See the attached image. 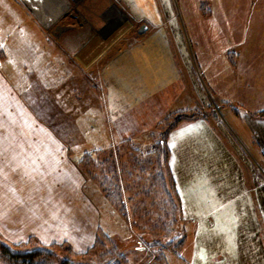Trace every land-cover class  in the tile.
<instances>
[{"label": "rangeland", "instance_id": "1", "mask_svg": "<svg viewBox=\"0 0 264 264\" xmlns=\"http://www.w3.org/2000/svg\"><path fill=\"white\" fill-rule=\"evenodd\" d=\"M13 1L16 3H0V40L7 33L5 29L11 36L22 26L26 30L30 27V40L35 45L29 52H44V63L41 69H23L25 54L20 53L16 56L23 62L20 67L7 70L10 65L4 59L7 44L0 47L4 56L0 55V60H4L1 64L7 67L6 73L15 82L20 83V78H24L28 86L25 97H29L35 112L43 117L41 120L53 135L37 128L36 119L24 117L21 103L14 101L12 116L10 112L0 111V145H73L72 154L79 157V162L86 153L93 154L85 171L78 162L77 178L80 179L78 186L82 185L81 191L92 198L99 212L98 216L95 214L97 224L91 237L88 208L80 210L83 215L78 222L80 226L74 235L71 232L69 240L63 239L60 225L53 227L58 233L50 237L37 226L41 216V219L50 218L48 212L51 211L35 200L40 196L37 178L23 179V175L16 176L11 168L0 167V192L8 193L4 195L8 200L1 197L0 200L8 204L11 213L25 216L41 239L46 236L44 243L37 237L19 241L13 226L5 224L0 227V243L17 251L46 247L49 252L42 256L40 264H186L181 250L187 241L188 224L182 209L180 212L177 203L172 206L168 194L163 191L167 186L172 190L169 192L172 197L180 198L170 166L169 135L181 124L200 119L213 126L221 125L229 138V142L224 141L231 153L236 154L233 142L240 148L239 156H235L242 164L243 172L253 175L256 180L264 178V167L257 161L255 153L241 147L229 128V125L234 126L233 115L237 117V123L244 124L241 118L245 116L252 120L264 119V109H249L239 102L220 97L200 65L203 60L206 64L211 62L213 55L209 56L207 50L215 45L225 47L227 63L236 68L238 52L233 48V36L243 25L247 32L251 28L263 32L264 22L257 27V23L250 20L247 23L233 22V18L229 21L227 17H233V0H158L157 11L149 0H144L135 11L127 0H70L71 9L48 27L46 19L42 23L22 0ZM258 7L254 4L252 9ZM21 11L29 15V26L25 24V18H19ZM153 13L172 16L150 22L134 19L137 14H143L140 17L144 18ZM6 18L7 26L3 21ZM143 27L145 29L141 31ZM169 40L175 45L177 59L174 60L178 61L185 76L189 74L193 79L190 81L191 96L182 104V109L167 111L149 133L136 139L118 136L113 139L103 133L101 117L106 116V108L100 77L101 71L107 72L103 67L125 50L140 45L165 46ZM38 42L40 45H36ZM262 42L264 45V37ZM177 46L183 47L185 53ZM76 52L86 67L104 57L86 70L76 59ZM8 55L10 61L12 54ZM5 105L0 102V109ZM103 123L106 124L105 118ZM172 123L175 125L169 129ZM233 128L238 132L236 127ZM219 134L223 137L221 132ZM154 145L157 150H153ZM245 163L253 165L252 170ZM73 188L72 185L73 193L69 196L82 199ZM20 198L29 201L28 206H21ZM95 238L97 244L90 250ZM2 252L0 248V264H15L4 258Z\"/></svg>", "mask_w": 264, "mask_h": 264}, {"label": "crops", "instance_id": "2", "mask_svg": "<svg viewBox=\"0 0 264 264\" xmlns=\"http://www.w3.org/2000/svg\"><path fill=\"white\" fill-rule=\"evenodd\" d=\"M10 2L16 3L13 0H0L2 4ZM126 3L135 11L144 4V0H127ZM149 3L157 11L158 0H149ZM254 4L259 7L252 9ZM21 13L19 18H25V24L29 26V15ZM142 15L137 14L134 19L150 22L172 16L153 13L143 18L140 17ZM227 18L241 23L250 20L256 22L258 27L259 23L264 22V0H233V17ZM127 19L131 22V19ZM3 21L5 25L8 23L7 18ZM245 29L246 25H243L233 36V48L238 52L236 68L227 63L225 47L215 45L207 50L209 56L213 55L211 62L206 64L203 60L200 65L220 97L239 102L249 109H264V31L251 28L247 32ZM29 30L22 26L9 36L10 31L5 29L7 33L0 40V47L8 44L3 47L4 59L10 64L7 69L1 64L4 60H0V102L6 103L0 111L10 112L12 116L14 101L21 103L23 116L36 119L34 123L37 128L53 135V131L41 120L43 117L35 112L29 97H25L28 86L24 78L21 77L20 83H17L5 71L20 67L19 64L23 62L26 63L23 69H41L44 52H29L35 45L30 40ZM165 44L135 46L115 56L109 65L103 67L107 71H101L100 77L106 108V116L103 114L101 117L103 133L113 139L116 136L136 139L149 133L167 111L182 109V104L191 96L190 81L193 79L189 74L186 77L178 61L174 60L177 59L175 45L170 40ZM177 47L180 50L182 48L183 52V47ZM20 53L25 54L23 62L16 58ZM8 54H12L10 61ZM0 55L3 56L1 51ZM184 57L182 54V59L186 61ZM76 59L86 70L101 60L86 67L77 56ZM234 116L233 127L238 132H234V128L228 124L233 137L241 147L255 153L257 161L264 167V119L252 120L245 116L241 118L245 123L239 124ZM223 130L221 125L213 126L200 119L181 124L169 135L170 166L180 196L182 213L188 224L187 241L181 250V257L186 264H264V178L256 180L253 175L243 172V166L236 158L240 148L233 142L236 156L231 153L224 141L227 139L229 142V138ZM72 148L73 145H0V167L11 168L16 176L23 175V179L37 178L36 188L40 196L35 200L38 199L40 205L44 203L51 210L48 212L50 218L41 219V216V221L38 220L39 229L52 237L58 233L53 227L60 225L64 240L72 236L71 232L73 235L76 233L75 229L80 226L78 222L83 217L79 212L84 208L90 210L88 223L92 227L91 237L97 224L95 216L99 212L92 198L81 191L82 185L78 186L79 157L72 154ZM245 165L252 170L253 165ZM71 184L74 193H79L82 199L69 196L73 193ZM7 194L0 192V197L6 201L8 197L4 195ZM20 200L23 202L21 206H28L29 201L23 198ZM0 218V227L12 225L19 241L37 237L44 243L46 236L41 239L25 216L11 213L8 204L1 200ZM49 236L47 238L50 240Z\"/></svg>", "mask_w": 264, "mask_h": 264}, {"label": "trees", "instance_id": "3", "mask_svg": "<svg viewBox=\"0 0 264 264\" xmlns=\"http://www.w3.org/2000/svg\"><path fill=\"white\" fill-rule=\"evenodd\" d=\"M177 116L183 118L181 114H177ZM174 125H175V123H172L169 129H171ZM155 149L157 150L156 145H154V147H153V150H155ZM92 155L93 154H91V153H86L82 157V159L80 160L79 166H81L83 171H85V168L87 169V167L89 166L88 165L89 161H90L89 159H91L90 157ZM168 179H169L170 183L172 185H174V182H173L174 180L172 179V177L169 176ZM162 180L165 182L164 177H162ZM163 191L166 195L168 194L167 195V197H169L168 202L172 206H174V203H177L178 209L181 212L180 198L178 196H176V199L174 197H172V195L170 194V193H172V192H170L172 190H171V188L169 189L167 186L164 187ZM96 244H97V238H95L94 244L90 248V250L94 249ZM0 248L3 249V252L1 255L4 258H7V260H9L10 262H13L15 264H40L42 261V259H41L42 256L48 254V252H49V251H47L46 247H36V248L25 250V251H17V250L11 249L10 247H8L4 244H1V243H0ZM61 264H66V262H61Z\"/></svg>", "mask_w": 264, "mask_h": 264}, {"label": "bare ground", "instance_id": "4", "mask_svg": "<svg viewBox=\"0 0 264 264\" xmlns=\"http://www.w3.org/2000/svg\"><path fill=\"white\" fill-rule=\"evenodd\" d=\"M35 7L39 15L46 19V23L49 26L71 9L70 0H38V2L35 0Z\"/></svg>", "mask_w": 264, "mask_h": 264}, {"label": "water", "instance_id": "5", "mask_svg": "<svg viewBox=\"0 0 264 264\" xmlns=\"http://www.w3.org/2000/svg\"><path fill=\"white\" fill-rule=\"evenodd\" d=\"M22 2L28 7V9H30L38 17V19H40L41 22L44 21V18L39 15V12L35 7V0H22ZM46 26H48V24ZM144 29L145 27L141 28V31H143Z\"/></svg>", "mask_w": 264, "mask_h": 264}]
</instances>
